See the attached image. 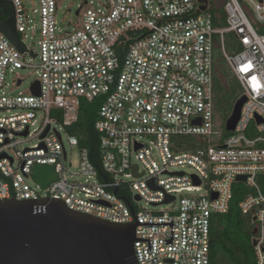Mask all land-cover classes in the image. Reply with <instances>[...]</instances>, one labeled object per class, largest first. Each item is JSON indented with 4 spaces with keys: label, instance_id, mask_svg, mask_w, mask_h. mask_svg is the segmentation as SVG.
I'll return each instance as SVG.
<instances>
[{
    "label": "built area",
    "instance_id": "1",
    "mask_svg": "<svg viewBox=\"0 0 264 264\" xmlns=\"http://www.w3.org/2000/svg\"><path fill=\"white\" fill-rule=\"evenodd\" d=\"M10 1L28 53L0 32V200H59L104 221L137 223L139 264H211L212 218L229 212L235 185L243 183L239 206L255 226V264H264V0H220L221 8L209 0L85 1L81 25L70 31L59 27L57 0H37L31 8L27 0ZM220 10L225 26L216 24ZM227 34L237 39L238 52L227 50ZM218 48L247 98L233 132L216 110ZM28 67L40 96L32 92L35 82L27 95L12 90L23 78L8 82ZM81 100L101 101L95 128L104 181L89 150L66 131L78 120ZM181 136L199 137L205 146L178 150ZM66 145L79 147L82 181L69 175ZM134 166L143 176L136 177ZM48 167L56 179L38 183V169ZM184 167L193 173L175 170ZM115 187L132 195L135 208L109 191ZM168 198L174 200L166 204Z\"/></svg>",
    "mask_w": 264,
    "mask_h": 264
},
{
    "label": "water",
    "instance_id": "2",
    "mask_svg": "<svg viewBox=\"0 0 264 264\" xmlns=\"http://www.w3.org/2000/svg\"><path fill=\"white\" fill-rule=\"evenodd\" d=\"M5 3L12 7L10 0H0V4ZM206 9L203 5L199 12ZM0 32L22 54L28 53L19 38L14 14L0 24ZM32 56L36 58V54ZM32 92L41 95L38 81ZM246 100L241 97L235 104L226 123L228 132L236 129ZM48 132L49 128L42 138ZM27 134L28 131L22 136ZM137 171L138 166H134L136 177L143 176ZM237 180L245 182L246 177L239 176ZM150 184L154 188V182ZM134 199L140 201L139 196ZM172 200L168 198L165 203ZM136 226L137 223L116 224L71 211L59 200H0V264H139L134 248Z\"/></svg>",
    "mask_w": 264,
    "mask_h": 264
},
{
    "label": "trees",
    "instance_id": "3",
    "mask_svg": "<svg viewBox=\"0 0 264 264\" xmlns=\"http://www.w3.org/2000/svg\"><path fill=\"white\" fill-rule=\"evenodd\" d=\"M12 14L13 9L9 4H0V24L10 18ZM216 14H219L222 18L221 22L216 21V24L225 26L223 11L214 12V15ZM225 46L230 53L239 51L238 41L233 34L226 35ZM216 67V110L220 123L224 125L232 115L234 106L242 96V93L239 82L231 75L219 48L216 51ZM100 106V100L93 102L81 100L78 120L68 126L66 131L69 135L78 138L81 148L89 150L90 158L98 169L99 178L104 181L107 175L101 167L100 134L95 128L99 119ZM224 135L228 136L229 133L225 131ZM176 138L175 147L178 150H196L200 146H205L203 139L199 137L181 136ZM47 176H51L49 169H38L36 177L39 182L45 180ZM109 191L135 208L133 197L126 190L115 187L109 188ZM245 192L243 183L235 185L234 198L229 212L214 215L212 218L211 264H255L254 247L253 244L251 245L254 224L250 217L242 214L239 206Z\"/></svg>",
    "mask_w": 264,
    "mask_h": 264
},
{
    "label": "rangeland",
    "instance_id": "4",
    "mask_svg": "<svg viewBox=\"0 0 264 264\" xmlns=\"http://www.w3.org/2000/svg\"><path fill=\"white\" fill-rule=\"evenodd\" d=\"M37 0H27V7L31 8L33 7V5L31 3H35ZM59 3V11L57 13V18H58V22H59V27L64 30V31H70L75 27H78L81 25V18L77 17V12L80 10V6H82L85 1H94V0H57ZM210 4L212 6H219V8L222 7L223 2H219L220 0H209ZM242 3L244 2L243 0H240ZM86 7L84 6V8H82L81 13H83L85 11ZM255 23V22H254ZM27 44L30 46V48H34V50L36 52H39V46L37 44H33L32 41L28 40ZM30 56H25V62H29ZM220 75V74H219ZM23 78L25 81L24 83L19 87H12V90L14 91V94H19V93H24V94H29V90L31 87V84L33 82H35V80H38V78H36L35 73H34V69L28 67L24 70H19L16 71L14 75H9L8 76V82L12 83L13 79L15 78ZM242 93V90H241ZM64 138H66L64 136ZM39 141L36 140H32L29 141L27 143H24L20 146V149H23L25 147H32L33 145L37 144ZM65 144H67V141L65 139ZM67 146V151L69 153V163H71V165H69V171L70 174H74L75 178L82 181L84 180V177H81L80 174V152H79V147H73L70 148L68 145ZM9 154L14 156L15 151L14 150H10ZM47 169H49L51 171V176L52 179L55 180L57 177V174H55L52 170V168L48 167ZM175 170H182L184 172H186L187 174H192L193 170L189 167H184V168H176ZM30 184L36 188V185L34 183L33 180H29ZM40 183V182H38ZM41 184V183H40ZM245 185V184H244ZM264 189V186H263ZM135 200V199H134ZM144 206L147 207L151 210H154L155 212H169L171 211V207L170 206H166V205H162V206H158V207H151V206H147L145 202H141L140 204H137V206ZM254 228L255 226L252 228L253 233H254ZM253 244V242L251 243V245Z\"/></svg>",
    "mask_w": 264,
    "mask_h": 264
}]
</instances>
